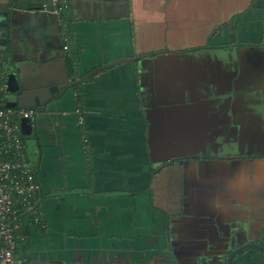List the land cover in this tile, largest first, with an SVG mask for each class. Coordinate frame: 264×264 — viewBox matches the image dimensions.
Listing matches in <instances>:
<instances>
[{
    "label": "crops",
    "instance_id": "obj_1",
    "mask_svg": "<svg viewBox=\"0 0 264 264\" xmlns=\"http://www.w3.org/2000/svg\"><path fill=\"white\" fill-rule=\"evenodd\" d=\"M12 2L38 8L40 21H6ZM52 10L51 0H0L3 68L16 66L25 104L38 98L45 106L28 109L36 118L23 134L43 222L42 229L25 223L24 264H225L241 246L240 231L189 227L201 206L182 194L211 188L223 164L202 163L204 178L181 182L173 159L197 143L195 129L229 118L227 89H257L256 109L245 111L236 135L264 139V0H68L62 25ZM229 37L241 42L231 54L221 48ZM249 53L256 63L240 68ZM143 55L150 57L110 66ZM52 86L67 90L50 94ZM16 101L5 95V104ZM197 102L203 113L190 111ZM254 161L240 164L236 187L248 189L234 200L202 194L208 210H235L246 222L264 210ZM254 229L243 230L246 240L256 239ZM232 264H264V253L240 254Z\"/></svg>",
    "mask_w": 264,
    "mask_h": 264
},
{
    "label": "flooded vegetation",
    "instance_id": "obj_2",
    "mask_svg": "<svg viewBox=\"0 0 264 264\" xmlns=\"http://www.w3.org/2000/svg\"><path fill=\"white\" fill-rule=\"evenodd\" d=\"M232 46L234 45L231 40L230 45H223L221 48L225 51V53L231 54L233 53L232 50L234 51ZM240 48L241 47L236 48L235 52H238ZM226 63L229 64L228 61H226ZM255 63L256 61L252 59L249 53L247 56L240 58L237 65H239L240 68H243L244 66H251ZM226 92L227 94L225 95V99L223 102L226 109H229L231 111V113L229 114V118L224 119L222 122H219L220 128L216 127L217 120L210 119L207 130H204L205 132H198L195 129L194 139L195 142L197 141V143L192 146L187 154H178L173 159L176 165L180 168V171L178 173V180L180 178L181 182L188 181L192 177L195 179L199 177L204 178L202 177V175L205 176L206 170L201 168L202 163L218 162L224 165L223 168L215 170V173L212 172L213 174L212 176H210L212 177L210 178L211 182H214L213 185L211 184L212 189L208 185L206 188H198L194 185L193 188H189L188 190L184 189L185 192L184 190L182 191V194L184 195L188 193L190 200L196 198V202L198 201L199 205L201 206L198 211L192 213L193 215H195L193 220L195 222L191 221L192 224L188 225L190 227L194 224H200L201 226L206 228H214L215 226H218L219 229L224 230L237 229L240 231L238 240L241 246H238L236 249L251 243L264 248V237H262V234L264 232V218H260L262 215L264 217V210L258 209V213L255 217H251L249 214L247 218L248 221L246 222V219L244 217L238 216L237 211L235 210H232L231 212L229 211L230 213L226 212L225 214H223L222 211L219 210H208L206 204L201 199L204 196L202 194L207 193V191H220V193L223 194L221 196H224L225 199H233L234 196L239 195L240 190H243L241 188L237 189L236 187L239 178H244L243 173H245L243 171L241 172L239 168L240 164H248L259 157H264L263 137L259 138L257 136H251L250 134H242V132H244L245 130L238 131V135H236V126L242 125L240 121H242L241 118H244L245 113L247 114V112L245 111L252 108L256 109V107L250 105L251 102L256 100V97L259 94L257 89L253 90L251 87L246 85L241 86L235 90L227 89ZM251 95H254L256 97H253ZM190 107V111L192 110L194 113H203L204 108L199 102ZM227 165L230 166V169L224 170ZM248 187L250 189L252 188V186ZM247 189L243 191H246ZM260 194L261 193H259V199H261L260 196L262 195ZM233 200L232 202H234ZM224 202H222V204H224ZM235 203H237V201ZM237 205H239V202L237 203ZM187 212L191 213L189 211ZM212 213L213 215H210ZM199 214H201V216H207L208 219L202 222L201 217H197V215ZM255 218L257 221L253 222V219L255 220ZM245 228L247 230V233L250 232V228H257L254 229L255 231H257V236L254 241L246 240L243 232ZM252 251L258 252V250L256 249H247L241 254Z\"/></svg>",
    "mask_w": 264,
    "mask_h": 264
},
{
    "label": "built area",
    "instance_id": "obj_3",
    "mask_svg": "<svg viewBox=\"0 0 264 264\" xmlns=\"http://www.w3.org/2000/svg\"><path fill=\"white\" fill-rule=\"evenodd\" d=\"M51 1L52 13L62 25L68 0ZM0 94V264H24L16 253L17 242L23 237L20 231L24 230L25 223L43 228L42 218L37 213L40 186L27 159L25 136L20 130L22 120L33 125L36 115L28 109L6 106L7 78L1 49ZM82 124L83 119L79 116V125Z\"/></svg>",
    "mask_w": 264,
    "mask_h": 264
},
{
    "label": "water",
    "instance_id": "obj_4",
    "mask_svg": "<svg viewBox=\"0 0 264 264\" xmlns=\"http://www.w3.org/2000/svg\"><path fill=\"white\" fill-rule=\"evenodd\" d=\"M13 4H14V2H12L11 5L9 4L7 13L4 14V18H5L6 21L9 19L10 22H11V21H14L16 18L20 19V22L22 24H30L32 21H40V19L38 18V17L41 16L40 13H35L38 10V8H31V7H28V6L25 7V6H18V5L14 6ZM59 30L60 29L58 28V32H59ZM149 57L150 56L143 55V56L135 57V58L120 59V60H117L115 62H112L110 64V66L120 65L122 63H133V62H136V61H139V60H142V59H145V58H149ZM65 62L66 61L63 59L64 68H65ZM4 71L6 73V78H7V93L9 95L14 96L15 98H17L16 103H13L11 105L10 104H6V106L7 107H13V108H26V109H31V110L34 109L35 107H40L41 112H44L45 111V108H44L45 106H44L43 103H40L38 98H36L34 100L33 104H28V105L25 104L27 94L22 91L23 90V85H22L21 81L18 79V75H17L18 74V70H17L16 66L13 65V64L8 65V66L6 65V68L4 67ZM101 71H102V68H99V69L95 70L94 72H91L87 77H93L94 75L99 74ZM65 76H66V79H69L67 72H65ZM71 87L72 86L70 85L69 88H71ZM59 90H61L60 91V95H62V94H64L66 92L67 87L60 89V87H58V86H52L49 89H47L48 93H50V94L51 93L52 94H57ZM41 91L44 92V90H41ZM32 95H30V97ZM37 95H39V93H37ZM237 126H239V125H237ZM20 128H21L22 134H24V135H28L29 134L30 125H28V121L27 120H22L21 121ZM255 160L256 161H254V164L255 165L258 164L257 165L258 166L257 167L258 170L263 172V175L261 174V177H258V180H257L258 181V183H257L258 184V190L256 188L255 189L259 193H261V192L264 193V191H262V189H264V159L263 160L255 159ZM251 162H253V161H251ZM228 169H230V168L227 166L224 170H228ZM259 175H260V172H259ZM247 249H256V250L264 253V248L263 247L254 245L253 243L247 244V245H245V246H243L241 248H238V249H235V250H232L231 252H229L228 255H227L225 264H232L233 261L235 260V258L237 256H239L242 252H244ZM164 264H175V263L174 262L171 263L168 260V261H165Z\"/></svg>",
    "mask_w": 264,
    "mask_h": 264
},
{
    "label": "trees",
    "instance_id": "obj_5",
    "mask_svg": "<svg viewBox=\"0 0 264 264\" xmlns=\"http://www.w3.org/2000/svg\"><path fill=\"white\" fill-rule=\"evenodd\" d=\"M66 15V14H65ZM64 15V16H65ZM62 21V20H61ZM63 21H66V20H64L63 19ZM67 32V31H66ZM65 37H67V36H65ZM2 97V95L0 94V98ZM2 106V104L0 103V107ZM20 235L21 236H23V230L22 231H20ZM22 250H23V243H22V241H21V239H19L18 240V242H17V249H16V253H17V255L20 257V253L22 252ZM252 253H256L255 251H252Z\"/></svg>",
    "mask_w": 264,
    "mask_h": 264
},
{
    "label": "rangeland",
    "instance_id": "obj_6",
    "mask_svg": "<svg viewBox=\"0 0 264 264\" xmlns=\"http://www.w3.org/2000/svg\"><path fill=\"white\" fill-rule=\"evenodd\" d=\"M232 28H233V27H232V24H230L229 27H227L226 29H230L229 31H232ZM231 35H232V34H231ZM228 39L231 40L230 37H229ZM230 40H229V41H230ZM229 41L227 42L228 44H226L227 46L230 45V42H229ZM236 41H237V40H236ZM179 43L182 44V45H185V44L187 43V40H185L184 42H182V40H179ZM189 44H190V42H189ZM233 44H237V45H239V44H241V42H239V43H235V42H233ZM244 44H245V43H244ZM170 45H171V44H170ZM227 166L230 167L229 165H227Z\"/></svg>",
    "mask_w": 264,
    "mask_h": 264
}]
</instances>
